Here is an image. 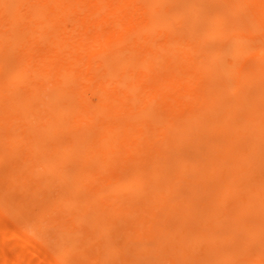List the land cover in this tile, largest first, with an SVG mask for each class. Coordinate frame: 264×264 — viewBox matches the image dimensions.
<instances>
[{"label":"bare ground","instance_id":"obj_1","mask_svg":"<svg viewBox=\"0 0 264 264\" xmlns=\"http://www.w3.org/2000/svg\"><path fill=\"white\" fill-rule=\"evenodd\" d=\"M0 213L60 264H264V0H0Z\"/></svg>","mask_w":264,"mask_h":264},{"label":"rangeland","instance_id":"obj_2","mask_svg":"<svg viewBox=\"0 0 264 264\" xmlns=\"http://www.w3.org/2000/svg\"><path fill=\"white\" fill-rule=\"evenodd\" d=\"M13 223L12 216L0 213V264H60L53 258L50 261L44 258L45 254L51 252L48 238H38L32 234L20 238L13 232L17 231ZM68 264L74 263L68 261Z\"/></svg>","mask_w":264,"mask_h":264}]
</instances>
